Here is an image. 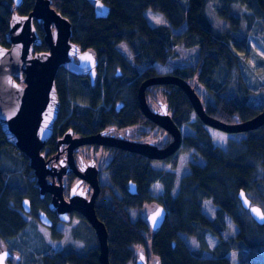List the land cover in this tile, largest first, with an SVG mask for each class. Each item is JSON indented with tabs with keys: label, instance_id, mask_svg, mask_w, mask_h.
<instances>
[{
	"label": "trees",
	"instance_id": "obj_1",
	"mask_svg": "<svg viewBox=\"0 0 264 264\" xmlns=\"http://www.w3.org/2000/svg\"><path fill=\"white\" fill-rule=\"evenodd\" d=\"M102 1L108 6L109 14L104 19H96L85 0H51L52 8L71 24V41L80 50L93 52L99 60V68L104 71L100 79L99 69L95 86L87 81L65 82L63 75L56 80L63 103L58 123L64 119V130L69 128L82 133L81 130H101L107 126L155 127L140 112L136 89L142 80L160 75L152 65L165 64L172 45L195 49L196 65L176 69L170 74L188 81L195 90L204 88L201 101L207 115L234 124L259 112L248 103L251 93L239 73V58L247 51V30L241 33L239 30L244 18L240 14L242 9L251 15L247 18L248 26L253 16L264 19V0ZM11 5L12 0H0V45L3 47H8L5 34L12 14ZM32 6L33 0H22L16 11L19 15H27ZM147 10L159 14L163 24L151 27L144 16ZM208 13L222 25H214ZM182 26L185 30L181 34L172 32ZM35 28L40 35L37 25ZM120 44L129 48L136 66L148 65L140 75L135 69L131 73L121 69L120 74L127 78L124 83L108 79L115 67L125 65L126 60L124 62L116 51ZM45 50V45H41L34 48V53ZM220 69L227 75L222 83L215 79ZM232 71L233 85L229 80ZM114 73L117 77V70ZM126 83L130 84L125 86L123 93L122 86ZM155 89L146 93L150 106L155 102ZM162 90L173 122L190 131L182 136L178 154L190 152L191 157L182 161L177 172L158 175L163 188V202L159 204L165 208L166 217L161 228L152 232L142 219L132 223L129 212L144 202L156 201L147 191L157 180V173H152L150 161L139 155L113 153L108 166V185L104 187L110 198L106 200L101 194L96 205L97 218L108 234L109 264L132 263L136 257L134 249L139 247L144 249L146 260L155 258L156 264H264V225H257L247 217L248 213L237 199V193L243 190L252 204L264 209V125L244 133L239 139H229L222 150L213 146L206 127L193 115L183 92L175 86ZM120 100L125 101L127 107L121 115L114 113V105ZM69 101L74 103L72 111ZM109 106L110 113L104 112ZM9 148L17 156V168L13 171L6 168L8 159H13ZM1 156L6 164L0 166V240L7 241L27 226V216H23L19 204L24 198L34 202L37 190L27 159L6 142L0 130ZM175 163L176 159L173 167ZM128 181L136 184L135 195L127 193ZM226 219L237 228L231 248L223 242ZM80 220L82 224L77 230L86 226L91 232L93 246L85 250L63 247L67 233L65 225L57 223L48 231L50 236L45 237L54 252L41 256L39 264H99L94 232L85 219L80 217ZM203 234L218 240L222 246L221 255L204 258L200 250L191 251L183 240V237L200 238Z\"/></svg>",
	"mask_w": 264,
	"mask_h": 264
},
{
	"label": "water",
	"instance_id": "obj_2",
	"mask_svg": "<svg viewBox=\"0 0 264 264\" xmlns=\"http://www.w3.org/2000/svg\"><path fill=\"white\" fill-rule=\"evenodd\" d=\"M85 1L92 7L96 19H104L108 16L109 8L102 0ZM12 3V14L5 34L8 47L0 45L1 132L6 142L28 159V166L35 176L39 193L53 195V203L51 202L49 207L52 208L51 210L57 208L58 219L67 223L69 221L67 213L75 211L81 214L97 240L99 264H109L107 230L95 212V199L99 193L96 167L90 163L89 167L83 169V176L81 175L82 179L88 181L93 187L90 200L86 201L77 192L76 194L71 193L69 201L65 202L60 180L62 173L57 177L56 185L54 181H52L53 184L48 183L47 176H52L54 172L48 167L47 161L41 154L60 113V101L54 83L58 69L62 67L74 75H87L93 83L96 77L98 58L91 51H81L75 43L71 42V24L51 7L50 0H34L32 10L27 15H19L15 10L21 5L22 0H12ZM34 20L39 21L42 25V39L35 29ZM42 42L47 45L48 51L34 53V48ZM75 58L77 63L74 62ZM119 74L120 71L117 70V75ZM14 78H20L24 85H19ZM152 86L179 88L187 98L194 114L206 128L226 134H244L255 131L264 125V106L248 120L226 124L206 114L201 98L188 81L175 75L163 74L148 78L140 83L137 90V102L142 115L170 135L171 142L167 146L158 148L149 143L114 139L105 137L104 132L69 140L72 135L71 130L65 132L62 142L64 144L72 143V148L84 144H95L121 149L148 160H164L173 156L181 143V129L173 122L166 103H159L157 111H152L149 108L145 92L148 87ZM65 161L68 166L74 167L72 157ZM129 193L132 195L135 193L133 184L129 185ZM237 199L241 208L257 225H264L263 210L252 204L243 190L237 193ZM22 208L26 213L29 212L27 199L22 201ZM165 217L166 211L163 206L157 207L150 213L146 221L151 231L160 229ZM38 221L43 226H51V220L43 213L38 216ZM9 256L10 252H2L0 264H6ZM134 264H147L145 255L140 253Z\"/></svg>",
	"mask_w": 264,
	"mask_h": 264
},
{
	"label": "rangeland",
	"instance_id": "obj_3",
	"mask_svg": "<svg viewBox=\"0 0 264 264\" xmlns=\"http://www.w3.org/2000/svg\"><path fill=\"white\" fill-rule=\"evenodd\" d=\"M210 14V19L216 25L217 23L222 25L220 22L216 21L213 15ZM241 15H243V19L241 21V27L239 30V33L246 31V38H245V44L247 47V51L245 55L240 56L239 58V73L242 78L243 83L245 86L249 89V104L257 109H261L264 106V19L257 18L256 16H253V20L251 24L248 26L247 24V18H250L251 15L244 9H242ZM144 16L148 22V24L151 27L158 26L160 24H163L162 17L150 10H147L144 12ZM216 27V26H215ZM185 26L180 27L179 29L173 30L172 32L174 34H181L184 32ZM238 33V34H239ZM116 51L121 56L120 58L124 59L125 65L124 66H117L113 69V72H111L108 76L111 81H114V79H117L118 81H121L124 83L127 78H124L123 75L125 74H119L115 75L114 71L119 70L122 72L121 69L126 70L127 72L131 73L133 69L136 70L137 74L140 75L144 69L148 66H136L134 62V57L132 53L130 52L129 48L126 46V44H120L116 47ZM118 58V57H117ZM120 61V60H118ZM197 63V54L195 49H188L184 48L183 46H175L172 45L170 47V54L167 58V62L163 65L159 63H154L152 67L156 70L158 73H172L176 69H186V68H192ZM123 64V62H122ZM105 65L103 64V68ZM101 70V68H99ZM124 72V71H123ZM101 78H103L104 71L101 70ZM233 71L229 75V80L234 84L233 82ZM226 71L219 70L216 72L215 79L218 80V82L222 83L224 79L226 78ZM194 82V81H193ZM127 83L122 86V89H124V92L126 91L125 86ZM230 85V83H229ZM158 97V100L162 101V90L158 89L155 91ZM154 92V93H155ZM196 93L201 97V99L204 97L205 90L203 87H197ZM203 100V99H202ZM125 103V101H117V103ZM153 105L152 103H150ZM192 120H194V116L192 115ZM191 120V121H192ZM239 123V122H237ZM235 124V123H234ZM208 131L211 142L214 147L220 148L224 150L226 148V143L229 139H239L240 136L243 134H226L214 129L206 128ZM190 133V131L187 129V127L182 126L181 127V134L182 136ZM133 134H136L139 139V141L144 142L148 141L153 144H155L158 147H162L164 144V141L166 140V136L164 132L157 128V127H151V126H138L136 131H133ZM10 149V148H9ZM10 153L13 154V159H8L9 162L7 163V169L9 171H13L17 168L16 166V154L14 151L10 149ZM191 157V153H175L173 156H171L168 160L165 162H153L150 164L149 169L152 171V173H157V180L155 183H153L150 187V193L152 196L157 199V201L163 200V188L160 182V176L164 173H173L177 172L180 168V165L184 159H189ZM176 159L175 166L173 167V160ZM108 162V161H107ZM5 163V159L3 156L0 157V166ZM23 164V163H22ZM158 175H160L158 177ZM32 179V178H31ZM102 183L105 185L107 184V180L103 179ZM102 197L104 196L106 200L110 198L108 191L105 189V192L101 193ZM163 202V201H162ZM160 205V204H159ZM156 207L155 204H146L144 207L138 211V212H130V218L132 223L136 221L137 218L143 219L150 213L151 210ZM264 211V209H263ZM142 215V216H140ZM249 217V216H247ZM250 218V217H249ZM251 219V218H250ZM26 227L24 229L16 234V236L13 239H9L7 241L0 240V254L2 252H10L12 254H15L17 259L13 260V264H39L40 257L43 255L51 254L53 250L49 247V245L46 243L47 236H50L48 230L45 228H41L37 216L26 218ZM75 221L72 220L71 226L65 225V231L67 233L66 235V241L63 244V247L66 245L71 246L75 248L76 250H85L87 247L93 246L91 241V232L86 227L83 226L80 227L79 230H77V227L82 224L81 220L77 221V226L74 224ZM226 228L225 232L223 234V242L226 243L228 247H232V239L233 236L237 233V228L230 222V220L226 219ZM81 231V232H80ZM70 233V236H68ZM84 233V234H82ZM146 238V233L144 234ZM184 242L188 246V248L191 251H198L200 250L202 252V257L204 258H211L221 255L222 253V246L219 245L218 240L214 237H212L209 234H203V236L200 238H192V237H183ZM134 249V248H133ZM224 250V249H223ZM135 253L138 254L140 252H144V249L142 248H135ZM263 255H264V249H263ZM150 259V257H148ZM152 260L154 258H151ZM152 261H149V264ZM134 262H130L129 264H133Z\"/></svg>",
	"mask_w": 264,
	"mask_h": 264
},
{
	"label": "flooded vegetation",
	"instance_id": "obj_4",
	"mask_svg": "<svg viewBox=\"0 0 264 264\" xmlns=\"http://www.w3.org/2000/svg\"><path fill=\"white\" fill-rule=\"evenodd\" d=\"M33 3H34V0H33ZM20 6H18V7H20ZM12 7H13V3L11 5V9H12ZM18 7H16V8H18ZM51 7H52V5H51ZM33 22H34V26L36 27V25H37L38 30H40L41 34L39 36L42 39L43 31H42L41 23L39 21H36V20H34ZM41 45H45V47H46V50L44 52L48 51L47 45L44 42H42L39 46H41ZM39 46H36V47H39ZM74 62L75 63L78 62L76 58L74 59ZM99 71L100 70H99V60H98V66L96 68V77H95L94 82L91 83L90 78L87 75H74L73 73L65 70L62 67L59 68L57 71V74L55 76V81H54L55 89H56V93H57V96L59 98V101H60V97L58 95V91H57V87H56V80H59L61 75L65 76L64 77L65 82H68V81H72V82L73 81L74 82L83 81V82H85V81H87L90 84V86H95V81H96L97 77L99 76ZM163 74H170V73H160V75H163ZM170 75H172V74H170ZM14 80L19 85H21V86L24 85L20 78H14ZM144 80H146V79H144ZM144 80H142V81H144ZM119 82H121V81H119ZM140 83L138 84L137 89H136V100H137V90H138ZM129 84L130 83H127V85H129ZM155 87H156L155 91H157L158 89L162 90V88L166 87V86L148 87L146 89V92H145V98H146L147 91L149 89L155 88ZM154 95H155L154 96L155 102L152 106L149 105L147 98H146V102L152 111H157V110H159V103L164 104L165 102L163 99H162V101L158 100L156 92L154 93ZM161 96H163V90H162ZM73 104H74L73 101H69V105L71 106V111L73 108L72 107ZM61 105H63V103L61 104V102H60V111H61ZM64 106H65V103H64ZM126 109H127V107H126L125 103H120V102L117 103L116 102L114 105V113H116V114L121 115V114L126 112ZM106 111H108L110 113L111 107L110 106L105 107L104 112H106ZM168 113H169V110H168ZM169 115L171 116L170 113H169ZM193 115L197 118V116L194 114V112H193ZM59 119H60V113H59V117L57 118V120L54 123L52 133H51L49 140L46 142L43 149L41 150V154L43 155L45 161H47L48 167L52 169V172H54V174L52 176H47V182L52 183V181H54V183L56 185L58 183L57 177L59 176L60 173H62L60 180H61V183L63 186L62 193H63L64 201L65 202L69 201L71 193L76 194L77 192H78V195H82L86 201H89L92 194H93V187L88 181H86L85 179H82L81 175L83 176V174H84V172H82L83 169L89 167L90 163H93L94 166L96 167L97 171H98L97 182H98V186H99V193L95 199V212H96V205L99 203L98 200H100V198H101L100 197L101 193L103 192L104 187H106L108 185V177H109L108 166L114 157L113 153L117 152V151H119V153L120 152L129 153V152L123 151L121 149L105 147V146L95 145V144H84V145H80V146H76V147L72 148L71 147L72 143L64 144L62 142L65 132L68 130H71V129L66 128L64 130V119L62 121H60V123H58ZM155 127H157V126H155ZM137 128H138V126H130L129 128H118L116 126H107L101 130L96 129V128L93 131H82L81 130L82 133L74 132L73 130H71L72 135L69 137V140H72L74 138L81 139L84 137L95 135L97 133L104 132L105 137H112L114 139H121V140L131 141V142H135V143H149L151 145L156 146L155 144L148 142V141L141 142V141H139V139L137 137H134L137 135L133 134V131H136ZM157 128H159V127H157ZM159 129H161V128H159ZM180 129H181V126H180ZM0 130H1V128H0ZM162 131L164 132V134L166 136V140L164 141V144L162 145V147L157 146L158 148H163L171 142L170 135H168L164 130H162ZM181 136H182V134H181ZM182 139L183 138H181V142H182ZM180 146H181V143H180ZM180 146H179V148H180ZM179 148H178V150H179ZM178 150L175 153H177ZM18 153L21 154L20 152H18ZM129 154H133V153H129ZM135 155H137V154H135ZM71 157H72V162H73L74 167L68 166L66 164V161H65L66 159H71ZM169 158L164 159V160H149L150 162L148 164L150 166V164H152L153 162H165ZM146 160H148V159H146ZM27 164H28V159H27ZM31 174L33 175L32 180H33V182H35V188L37 190V198L34 200V202H32L29 198H24V199H27L29 201V212L28 213H26L22 208V201L24 199L21 200L19 207H20V210H21V213L23 214V216H29V217L37 216V219H38V216H40V214H42V213L45 214V216H47L51 220V226H49V227L43 226L39 221H38V223H39L41 228H45L48 231L52 227L58 225L57 223H60L61 225L71 226L72 220L75 221L74 224L77 226L78 225L77 221L80 220V217H82V215L79 214L78 212L71 211V212L66 214L69 218V221L67 223L61 222L57 217L58 216L57 215V208H56V210L55 209L51 210L52 208L50 209V207H49L51 202H52V196L53 195L51 193H45V194L41 195L39 193L38 187L36 185V179H35V176H34L32 170H31ZM85 175H86V177H88L87 172H85ZM103 179L107 180L106 185H105V183L104 184L102 183ZM130 184H133L135 186V193L133 194V195H135L137 193V186L135 183H133L131 181H128V184L126 185V191L129 195H132L129 193V185ZM150 187H151V185L149 186L147 192H148L149 196L151 197V199L156 200V201L155 202L154 201L153 202H144V203H142L141 207H139L138 209H135V210H131V211L138 212L146 204H155L156 207H154V209L150 211V213H152L157 207L162 206V205H159V201H157V199H155L152 196V194L150 193ZM104 192H105V190H104ZM130 212H129V216H130ZM150 213L148 215H146V217L144 219L142 217V218H137L136 220L142 219V221L147 225L148 229L151 231V229L149 228V225L146 221L147 217L150 215ZM140 216H142V215H140ZM131 222H133V221H131ZM51 250H52V248H51ZM53 252H54V250H53ZM140 253H142V252H140ZM137 256H138V254H136V257L133 261L134 263H135ZM15 259H17L16 255L11 253L9 258L6 260V264H13V260H15ZM150 260L152 261L151 263L156 264L155 258L153 260L152 259H150ZM146 262H147V264H149V262L147 260H146Z\"/></svg>",
	"mask_w": 264,
	"mask_h": 264
}]
</instances>
